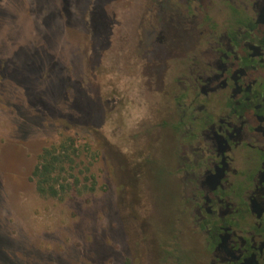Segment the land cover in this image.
<instances>
[{
    "label": "rangeland",
    "instance_id": "374dc122",
    "mask_svg": "<svg viewBox=\"0 0 264 264\" xmlns=\"http://www.w3.org/2000/svg\"><path fill=\"white\" fill-rule=\"evenodd\" d=\"M140 1L0 0V264H163L179 248L165 141L148 137L166 53L139 50ZM62 143L69 187L42 196L33 171Z\"/></svg>",
    "mask_w": 264,
    "mask_h": 264
},
{
    "label": "flooded vegetation",
    "instance_id": "af4514ba",
    "mask_svg": "<svg viewBox=\"0 0 264 264\" xmlns=\"http://www.w3.org/2000/svg\"><path fill=\"white\" fill-rule=\"evenodd\" d=\"M137 7L139 50L166 53L159 134L148 137L154 147L165 141L158 176L168 179L176 211L164 232H176L179 248L162 245L159 257L264 264V0ZM133 60L143 63L138 52ZM185 233L194 249L183 245Z\"/></svg>",
    "mask_w": 264,
    "mask_h": 264
},
{
    "label": "trees",
    "instance_id": "16d2710c",
    "mask_svg": "<svg viewBox=\"0 0 264 264\" xmlns=\"http://www.w3.org/2000/svg\"><path fill=\"white\" fill-rule=\"evenodd\" d=\"M72 142V143H71ZM73 144V140H69ZM68 143L46 147L39 156V163L33 171L37 191L42 196L59 197L69 185L62 177L72 163Z\"/></svg>",
    "mask_w": 264,
    "mask_h": 264
}]
</instances>
